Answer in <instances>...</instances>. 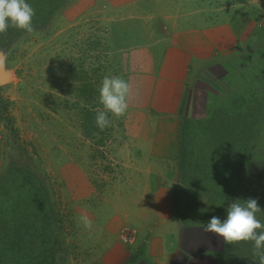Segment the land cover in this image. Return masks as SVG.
Segmentation results:
<instances>
[{
  "label": "rangeland",
  "instance_id": "rangeland-1",
  "mask_svg": "<svg viewBox=\"0 0 264 264\" xmlns=\"http://www.w3.org/2000/svg\"><path fill=\"white\" fill-rule=\"evenodd\" d=\"M89 2L67 0L47 26L0 47L5 68L11 72L10 81L0 87V264H102L104 251L86 243L85 235L80 233V223L85 229L80 217H88L82 214V208L89 210L91 206L93 216L97 212L103 215L108 209L128 213L127 209L139 200L136 184L146 167L114 154L122 147L126 113L118 117L109 113L110 126L97 128L92 137L83 133L85 110L95 114L102 109L98 100L101 78L120 75L121 71L120 58L105 34L104 16L98 12L106 2L99 0L91 12L87 11ZM242 43L218 63L203 68L192 81L190 107L180 128L194 142L195 153L208 138L204 128L209 114L205 110L218 106L229 109L230 98L242 92L240 87L246 79L238 77L237 64L247 72L251 60L264 58V11L258 13L254 31ZM227 92L231 95L226 98ZM256 143V148H262L258 156L264 157L262 128ZM195 159L199 161L198 156ZM179 161L174 167L178 178ZM254 168L252 174L257 178L250 194L262 208L256 216L264 223V159ZM229 203L212 197L210 206L214 211L207 210L209 203H205L208 214L202 217L204 211L199 215L191 208L185 211L186 221L194 218L199 224L179 221L180 227L204 228V222L213 214L222 216ZM24 208L28 212L42 208L45 230L30 228L24 233V229H7L15 219L30 216L19 214ZM134 229L124 227L118 231V240L130 250L125 264H151L145 255L139 261L131 260L141 245L139 241L134 245L139 236ZM32 230L38 233L36 237L41 236L37 240H45L43 249L35 244L31 249L8 250L5 237L14 241L22 237L24 242L18 243L21 246L34 239ZM210 234L211 249L194 255L188 264H215V253L221 252L225 241Z\"/></svg>",
  "mask_w": 264,
  "mask_h": 264
},
{
  "label": "crops",
  "instance_id": "crops-1",
  "mask_svg": "<svg viewBox=\"0 0 264 264\" xmlns=\"http://www.w3.org/2000/svg\"><path fill=\"white\" fill-rule=\"evenodd\" d=\"M98 2L90 0L87 11ZM105 2L98 12L120 58V76L130 89L122 147L114 154L134 165L142 162L146 169L139 177L134 175L141 177L136 184L139 200L128 213L108 209L93 216L92 207L86 206L89 210L82 208V214L91 218V226L82 229L80 223V233L86 243L104 251L102 264L128 260L130 250L118 240L124 227L135 228L141 239L138 236L134 245L145 244V258L151 264H188L211 247L210 233L201 227L181 228L176 215L172 195L179 184L174 167L180 121L189 110L196 74L243 45L254 31L258 13L264 11V0Z\"/></svg>",
  "mask_w": 264,
  "mask_h": 264
},
{
  "label": "trees",
  "instance_id": "trees-1",
  "mask_svg": "<svg viewBox=\"0 0 264 264\" xmlns=\"http://www.w3.org/2000/svg\"><path fill=\"white\" fill-rule=\"evenodd\" d=\"M66 1L29 0L34 9L33 30H40L47 26L57 12L64 7ZM25 33L27 31L23 29L9 27L5 32L0 33V47L13 43ZM237 65L235 69L238 77L246 79L243 87H240L242 92L230 98L229 109L218 106L205 110L206 114H209L204 128L208 138L196 153L192 150L194 142L184 132L183 127L180 128L178 155L180 187L175 191L174 204L177 218L184 225H198L197 219L192 218L190 222L186 221L188 213L185 211L191 208L196 209L199 215L204 211L202 217H206L208 212L205 210V203H209L206 209H211L212 197L230 202L235 198H254L250 192L257 176L252 172L255 169V163L261 166L264 159L258 156L262 148L255 147L259 132L261 128L264 129V90L262 89L264 58L257 61L251 60L247 66V72L243 70L242 64ZM256 79L260 80L256 81ZM230 95L231 93L228 94V92L224 94L226 98ZM94 117V113L85 110L82 128L84 135L88 137L94 136L97 130ZM183 117L187 118V116ZM195 156H198L199 161H196ZM178 192L183 196L180 197ZM200 200L204 201L203 204ZM19 214L24 217L30 215L31 221L30 216L27 219L17 218L10 226L8 225L9 231L10 228L15 232H21L24 229V233L30 228L45 230L47 223L44 222L42 208L33 212H28L24 208ZM56 226L60 228L59 222ZM35 230H32L34 239H28L21 246L18 243L24 242L22 237L14 241L7 236L6 241L3 242L8 250L31 249L35 244L37 249H43L45 240H37L41 236L36 237L38 233ZM138 250L135 256H132V262L139 261V258L145 255V244L142 243ZM215 257V264H256L258 260L251 241L225 242L223 249L215 253Z\"/></svg>",
  "mask_w": 264,
  "mask_h": 264
},
{
  "label": "clouds",
  "instance_id": "clouds-1",
  "mask_svg": "<svg viewBox=\"0 0 264 264\" xmlns=\"http://www.w3.org/2000/svg\"><path fill=\"white\" fill-rule=\"evenodd\" d=\"M34 9L29 0H0V33L9 27L33 31ZM129 83L120 75H104L98 86V100L102 109L96 111L94 122L103 130L110 126L112 116L124 115L128 108ZM256 198H235L227 204L223 215H211L204 223V231L222 237L225 242L251 241L256 264H264V223L256 216L261 210ZM210 211H214L210 209ZM84 227H90L87 216L80 217Z\"/></svg>",
  "mask_w": 264,
  "mask_h": 264
},
{
  "label": "water",
  "instance_id": "water-1",
  "mask_svg": "<svg viewBox=\"0 0 264 264\" xmlns=\"http://www.w3.org/2000/svg\"><path fill=\"white\" fill-rule=\"evenodd\" d=\"M11 79V72L5 68L4 53L0 49V87L7 84Z\"/></svg>",
  "mask_w": 264,
  "mask_h": 264
}]
</instances>
